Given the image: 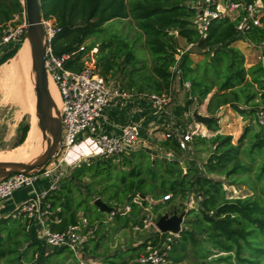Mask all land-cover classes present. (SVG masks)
I'll return each instance as SVG.
<instances>
[{
  "label": "trees",
  "instance_id": "obj_1",
  "mask_svg": "<svg viewBox=\"0 0 264 264\" xmlns=\"http://www.w3.org/2000/svg\"><path fill=\"white\" fill-rule=\"evenodd\" d=\"M196 1L41 0V8L44 20H54L56 27L60 29L53 39V50L57 55L70 53L92 38H100L111 21L132 18L145 36V45L152 54L154 65L149 70L146 67L138 68L139 60L133 52L135 48L128 39L121 36L102 39L97 62L105 76L115 78L117 73L124 75L130 93L137 96L162 95L169 92L175 79L171 68L176 63V55L182 49L178 37L184 39L187 44L197 45L200 53L205 55L203 60L195 62L189 51L181 56L179 62L181 84L183 86L185 82H190L191 89L186 105L177 109L178 116H183L197 101L202 105L212 94L207 106L211 116L223 107L230 106L244 118H254L257 121L256 114L260 106L257 100L259 97L264 98V45L261 48L263 60L246 68L245 55L234 43L243 40L256 46L264 44V17L261 19V27L252 28L244 37H238L237 21L229 18L214 20L207 39L201 40L200 32L194 23L197 12L192 4ZM243 1L251 4L257 0ZM261 1L264 4V0ZM23 11V0H0V33L16 15L22 16ZM22 46L23 44L5 48L0 58V66L17 56ZM94 46L96 44L92 43L88 49ZM80 58L81 55L77 56V61ZM189 96L196 97L197 100L189 99ZM206 127L209 131L218 132L219 119L212 120ZM30 129L29 123L20 124V137L16 147L26 141ZM244 138L245 135L234 144L231 135L218 133L211 138L195 137L198 147L210 144L212 151L202 166L195 160L185 163V174L182 160L168 157L161 159L147 153L146 149L138 150L141 152L125 158L124 165L128 170L118 171L116 181L119 178L120 182L105 187L99 198L108 197L110 205L118 206H124L128 201L134 212L138 206L133 203V199L137 195L144 199L143 205L148 206L147 197L158 201L171 194L172 198L168 201L171 202L175 199L185 201L191 193L199 194L203 197L199 211L203 214V221L207 223V227H203V233L207 235L206 241L210 245V250L208 249V253L201 259H208L218 250L226 255L220 256L216 261L233 264L235 259L236 264H264V200L261 197L264 195V187L261 188L262 195L256 194V184L250 178L252 167L243 160ZM255 138L249 149L250 154L255 150L264 149L262 130ZM161 145L167 152H174L175 158L180 159L181 150L175 140L167 139ZM92 169L95 170L93 177L102 174L104 176L108 171V177L104 178L109 180L114 167L112 160H97L90 165L84 163L68 178V182L61 184L58 190L49 195L47 202L50 204L49 225L52 230L64 231L79 223L78 213L87 201H78L79 197L73 196L72 187L77 186L76 181L80 182L83 176L89 174L87 170ZM259 169L255 177L261 180L264 179V163ZM212 175L224 177L229 181V186L248 188L254 195L228 198V192L224 188L225 181L216 180ZM210 212L213 214L210 215ZM161 216L162 214L158 218ZM129 221L130 219L127 224ZM18 223V220L12 217L0 222V264H38L36 255L43 253L45 247L32 236L27 239V225L24 224L20 231ZM135 223L143 227L142 222ZM180 236L181 242L173 244L172 252L176 244L182 245L190 240L196 246L199 242L193 230L187 229ZM165 238L166 236L157 233L145 243L134 247L133 251L141 253V250H144V253L148 246H156ZM5 241L9 245L8 248L4 247ZM98 248L99 246L96 247ZM178 254L174 258L175 263H181L187 257L181 256L179 248ZM9 256L14 257L5 262ZM136 259L137 256H134L130 262L133 263ZM130 262L118 263L110 257L105 264H131ZM195 264H200V259H197Z\"/></svg>",
  "mask_w": 264,
  "mask_h": 264
},
{
  "label": "built area",
  "instance_id": "obj_2",
  "mask_svg": "<svg viewBox=\"0 0 264 264\" xmlns=\"http://www.w3.org/2000/svg\"><path fill=\"white\" fill-rule=\"evenodd\" d=\"M23 4L22 16L16 15L11 22L4 26L0 33V58L5 48L16 47L26 41L29 24L24 0ZM192 7L197 12L194 23L200 32L201 40L207 39L210 25L214 20L229 18L234 22L237 21L238 37H244L252 28L261 27V19L264 17V4L261 0L251 4L243 0H197L192 4ZM43 23L47 37L46 67L49 78L56 84L61 98L60 111L63 134L59 152L62 151L65 155L59 165L52 168L46 166L40 173L16 174L1 181L0 200L10 197L18 189L34 188L35 183L41 178L50 180V185L46 191L36 192V196L32 200L18 207L17 215L34 221L35 225L39 227L38 240L41 243L52 248L70 249L78 259H83L82 250L86 242L85 232L88 229V220L83 218L77 225H71L64 231H54L49 225V215L51 213L47 198L52 192L61 187V182L65 176L64 172L59 170L61 164L66 162L65 158L68 156H72L75 162H80L91 158H115L129 151H137L142 142L139 129L133 124H125L121 128L119 136L105 134L101 130V124L106 113L115 100L123 97H144L163 111L171 109L175 104L174 85L181 79V71L178 67L181 56L197 45L187 44V48L179 50L176 55V63L171 68L175 79L168 93L137 96L126 91L118 78L105 76L102 73L97 62L98 46L88 49L89 45L85 42L70 53L57 55L53 50V39L60 29L56 27L54 20H44ZM247 43L257 50H261L264 45L256 46L252 42ZM79 55H81V58L77 61ZM259 59L260 61L263 60V54L259 56ZM183 88L188 95L191 83L185 82ZM189 99L197 100L196 97L192 96H189ZM194 110H191V107L187 109L183 113V118L188 121L165 135L166 140H175L180 150L184 152L191 150L195 137L209 136L202 129L204 125L194 119ZM256 115V122L262 130L264 140V108H260ZM70 165H72V161ZM171 198L172 195L168 194L162 200L168 202ZM196 198L198 205H200L203 197L198 195ZM143 200L142 197L137 195L133 202L143 207ZM112 207L115 209L110 213L111 218L122 212L120 206L114 204ZM212 214L213 212H210V215ZM141 221L145 229L154 228L160 236H166V238L156 246L152 244L148 246L146 251L138 256L134 262L173 264L170 253L173 244L180 236L170 232H160L155 226L157 218L153 214H148ZM135 228L137 230L141 229L139 225ZM81 264L88 263L81 260Z\"/></svg>",
  "mask_w": 264,
  "mask_h": 264
},
{
  "label": "rangeland",
  "instance_id": "obj_3",
  "mask_svg": "<svg viewBox=\"0 0 264 264\" xmlns=\"http://www.w3.org/2000/svg\"><path fill=\"white\" fill-rule=\"evenodd\" d=\"M113 36H121L124 37L126 39H128L133 47L135 48L133 50V52L135 53V56L137 58V60H139V64L137 65L138 68L140 67H146V69H150L153 65H154V60L152 58V54L149 52V50L147 49L146 45H145V36L144 34L137 28L135 21L132 18H127V19H122V20H114L109 22L106 27H105V31L103 32V34L100 35V38H92L90 40H88L86 43L88 45L90 44H96V46H98V48H100L101 46V42L102 39L108 40L109 38L113 37ZM178 42H179V46L181 48H187V43L184 39L178 37ZM246 43V42H245ZM24 45V44H23ZM23 47V46H22ZM243 51L245 52V66L246 68H250L251 66L257 64V62L260 61L259 59V53L256 55L255 54V50H257L256 48L253 47H247L246 45H243L242 47ZM261 51V50H260ZM192 54V58L195 62H200L201 60H203L205 58V55H202L200 53V51L198 50L197 47H194L191 51ZM16 57V56H15ZM14 57V58H15ZM99 57V56H98ZM98 57H97V61H98ZM9 62V61H8ZM7 62V63H8ZM5 63V64H7ZM4 64V65H5ZM99 64V62H98ZM2 65V66H4ZM0 66V68L2 67ZM31 66V79H30V91H29V95L30 97H32L34 99V101L36 100V95H35V84H36V77L35 75L32 73V65L30 63ZM100 68V67H99ZM101 69V68H100ZM118 78V81L121 83H123V87L126 91L131 92L128 88H127V80H125L124 75H122L121 73H117L116 75ZM179 86L177 84L176 88L179 89ZM182 89V88H181ZM181 93H183V89L180 90ZM11 94L7 91L5 83L2 82L0 84V155L2 153L5 154V156H9V157H5L8 161L13 158L14 156L19 155L21 152H23V146L24 144H22L21 146H17V142L19 140L20 137V133H19V129H20V124L21 123H29L31 125V121H32V117L31 115L24 111L20 106V103L16 100L15 96H10ZM182 95V94H181ZM211 96H209L210 98ZM36 102V101H35ZM257 103L260 105L258 107V109L260 108H264V98L259 97V99L257 100ZM209 102L208 99L204 101V103L201 105L197 102H195L192 106H191V110H196L198 109L199 112L201 114L204 115H209L211 116L208 111H207V106H208ZM228 107V108H227ZM212 117H216L217 119H219V126H220V130L218 132H212L209 131L206 126L204 125V127H202V129L204 130L205 133H209V138H211L212 136H215L216 134H224V135H231L233 136V143L237 144L238 140L245 135V138L243 140V160L244 162L248 163L251 165L252 167V172L250 173V178H252L256 184L257 187V192L256 194L262 195L261 194V188L264 187V179L258 180L255 176L257 173H259L260 171V166L264 163V149L262 151H253L252 154H250L249 149L252 146V144L255 142L256 138V134L260 133V129L257 125L256 120L253 119H248V118H244L243 116H241L239 113L235 112L233 109L229 108V106L223 107L222 109L219 110V112H217V114H215ZM188 120H186L184 118V123H186ZM183 123V124H184ZM251 128L249 131H246L247 129ZM44 136V135H43ZM156 138L159 139H163L161 134H156L155 135ZM48 137V134H47ZM47 137L44 136V140L45 143H47ZM149 139H151V137H149ZM193 143H195V147H196V154L197 157L196 159H198L199 161L197 163H199V166L203 165V161L205 159L208 160V157L211 154V146L210 144H208L207 146H197L195 139L193 141ZM148 147L149 149H151L152 151H156L159 153V157H162L163 155H166V149L162 146L159 145L158 143L154 142V141H149L148 143L142 144L141 145V149L145 150L146 147ZM138 148V146H137ZM136 148V150H137ZM22 151H21V150ZM138 149V150H141ZM20 150V151H19ZM129 151L128 153H124L121 156L115 157V158H109V159H103V158H91V159H86L84 161H77L75 162L72 159V165H70L68 162H64L61 164L60 169L62 170L65 174L61 184H64L66 182H68V178H70L72 176V174H74V172L80 168V166H82L84 163L87 165L93 164V162L99 160V161H110L112 160V164H113V171H112V175L111 178L109 180H106L105 178L108 177V171L105 173V175H99L97 177H93L92 175L94 174L95 170H87V175L83 176L81 181H76V185L73 189V196L76 198H78V201H87L83 204V206L81 207V210L78 213V216H81L83 218H87L88 220V224L89 222H92V224L97 223L98 221L102 222V227L103 229H107L108 236L105 239V236L101 237L100 240V244H101V248L103 247L104 252H107V258L111 257L110 255V251H112L113 249H111L110 247L113 246L114 242H117L118 244L121 243V240L119 237H117L115 239V237L113 236L114 233L112 231L111 226H109V224L104 223L103 220L107 221L109 215L108 214H103L102 212H100L98 210V208L93 204V202L95 201L96 198H99V194L101 191H103V189L107 186H109L110 184L113 185L115 182H120V179L118 178L116 181V178L119 175V172H123L124 170H128V167H126L125 164V158L131 157L134 153H138L141 151ZM8 153V154H7ZM64 152L60 151L58 152V154L51 160V162L48 164V166H50V168L57 166L60 164L61 160H63L64 158ZM168 156V155H167ZM172 156V155H171ZM180 160L185 161L186 163H188L191 159L189 158H194V154H190L187 152H181L180 155ZM3 159V162L7 161L6 159ZM182 161V162H183ZM53 163V164H52ZM184 163V162H183ZM47 166V167H48ZM185 169H183V173L185 174ZM119 171V172H118ZM105 177V178H104ZM212 177H214L216 180H223L225 181V187L227 192H228V198H243V197H247V196H253V191L249 190L248 188L245 187H234V186H229V181L225 180L224 177H217L216 175H212ZM112 188V187H111ZM116 190V189H115ZM114 193V191L112 192V194ZM264 200V195L261 196ZM103 200L109 204V200L108 197L103 198ZM178 200H173L171 202V204H165L161 207V214L162 213H172V208L177 204ZM113 203V202H112ZM200 208V207H199ZM17 214V213H16ZM187 226L190 227L193 231L196 232V236L199 239L198 244L195 246L192 244V242L189 240L187 242H185L182 245H178L176 244L174 247L173 252L171 251L170 253V259L172 260L173 264H195L197 259H200V264H229L227 262L224 261H216L220 256H225L226 254L224 253H220L218 250H215L214 253L212 255H210V257H208V259H201L204 257V255H206L208 253V249L210 250V245L207 243L206 241V237L207 235L205 233H203V227H207V223L205 221H203V214L201 211H199V209L196 207L191 210V212L187 215ZM142 229V228H141ZM136 232V235H140V236H130V237H126V242L124 244V246H128L126 247L125 251H121L119 253L118 258L119 259H123V260H130L132 257L137 256L140 251H133V243L140 241V239L145 238L146 233H143L141 231H134ZM144 236V237H142ZM20 237V236H19ZM23 237V236H22ZM20 237V238H22ZM181 237V236H180ZM180 237L177 238L176 243L181 242ZM27 239H30V236L26 237ZM105 239V240H104ZM127 241H129V243H127ZM91 242H89L87 245L84 244L83 246V252H87V254L89 255H100V257L102 258L103 261H105L106 257H105V253H103L102 249L98 250L96 249V251H94V248L97 247V245H99V243L95 245L94 248H92L91 250ZM122 245L119 244L118 248ZM4 247L8 248L9 245L7 244V242L5 241L4 243ZM185 247V248H183ZM178 248H179V252L184 256H187L186 259L181 262V263H175L174 262V258L179 255L178 254ZM53 250V252L56 251V248H51ZM100 252H98V251ZM102 251V253H101ZM144 250H141V252H143ZM100 253V254H99ZM97 255V256H98ZM31 256V255H30ZM14 256H9L5 262L9 259H12ZM33 257V256H31ZM81 260L84 261L83 259H78L77 256L75 255L74 252H72L70 249L67 248H63V251L59 252V253H55L50 259H49V263L50 264H81ZM36 262L38 263L39 260L38 258L36 259ZM130 262V261H129ZM236 260L233 259V264H236ZM24 263H26V258L24 259ZM131 263V262H130Z\"/></svg>",
  "mask_w": 264,
  "mask_h": 264
},
{
  "label": "crops",
  "instance_id": "obj_4",
  "mask_svg": "<svg viewBox=\"0 0 264 264\" xmlns=\"http://www.w3.org/2000/svg\"><path fill=\"white\" fill-rule=\"evenodd\" d=\"M243 45L250 47L248 43L247 42L245 43L243 40H238L234 43L235 47L239 48L243 53H245L242 49ZM258 53L261 55L262 51L255 50V54L257 55ZM177 84L180 85L179 89L176 88ZM174 86H175V90H174L175 104L168 111H163L157 108L150 100L144 97L142 98L140 97L118 98L117 100H115L114 104L108 110V112L105 115L104 120L102 121V124H101L102 132L108 135L119 136L121 134V128L125 124H133L135 127L139 129V132L141 135L142 142L139 146V149L142 148L141 147L142 144L146 145L148 143V140L154 141L158 143L159 145H161L166 140L165 135L167 134V132L173 130L176 127H181L184 123V118L183 116H178L177 109L179 107H184L186 105L187 93L185 89L183 88L180 80L177 81ZM181 88L183 89V93L180 92V90H182ZM210 96H212V94ZM209 99L210 98L208 97V102H209ZM229 108L231 107L229 106ZM259 129L261 130L260 127ZM156 134H161L163 139L156 138L155 136ZM210 136H208L207 138H209ZM149 137H151V139H149ZM194 144L195 143L191 145V150L188 151L187 153L194 154L195 157L189 158V159L195 160L196 162H198L199 160L196 159L197 154H196V147ZM147 148L148 147H146L145 149ZM166 155L171 157V155L174 156L175 153L172 151L166 152ZM160 158L162 159V157ZM206 161L207 159L203 161V164ZM183 162L186 163L185 161ZM185 173H186V169H185ZM49 185H50V180L41 178L35 183L34 188L25 187V188L18 189L10 197L4 200H0V222L3 219L12 217L15 220H18L20 231L22 229V226L26 224L29 236H32L34 240L39 241L38 240L39 227L35 225L33 220L25 218L24 216H19L16 213H17L18 207H20L27 201L32 200L36 196V192L40 193V192L46 191ZM198 195L199 194L191 193L185 201H181L180 199H175L178 201H176L177 204L172 208V210L177 209L179 212L185 211L187 214H189L191 210H193L195 207L196 209L197 208L199 209L200 205H198L196 201L197 200L196 197ZM151 199L153 198L151 197L146 198L148 202V206L143 205V207H141L137 204L138 207L136 208L134 212L132 211L131 206L128 205V201H126L124 206H120V208H122L123 213L121 212L120 214H118L117 216H114L113 218H111L110 214H108L109 217L107 221L103 220L104 223H107L109 224V226H111L112 231L114 233L113 236L115 237V239L119 237L121 240L122 245L118 248V245L121 243L118 244L117 242H114L113 246L110 247L113 250L109 252L112 259L117 261L118 263L121 261H128V260L119 259L118 256H119L120 250L125 251L126 247H128V246L126 247L124 246L126 242V237L140 236L138 234L136 235V232L134 231H141L143 233H146L145 238H142L140 239V241L134 242L132 244L134 247H137L141 243H145L147 240L153 238L157 234L154 228L145 229L144 227L141 226L142 229L137 230L135 228L137 226L135 222H140L141 224L142 222L141 220H143L148 214H153L155 218H158V216L161 214L160 212L161 207L165 204H171V202L173 201L172 200L171 202H164L162 199L158 201L153 199L154 201H152ZM164 214L165 213H162V215ZM78 218H79V221L83 219V217L81 216H78ZM128 219H130V221L127 224ZM101 223L102 222L100 221L94 224H92V222H89L88 229L85 232L86 233V242H85L86 244L85 245H87L89 242L92 241L91 250L92 248L95 247L96 243L97 244L99 243V245H97L99 246L98 250L99 249L101 250L103 248V247L102 248L100 247L101 246L100 240H103L101 239V237L105 236V239H106L108 236L107 232L109 231H107V229H103ZM187 229L192 230L188 226H187ZM2 236H4V234ZM20 236H23V235H20ZM127 243H129V241H127ZM41 244L44 245L45 251L41 254L36 255L39 260L38 264H50L49 259L56 252H59V251L61 252L62 249L56 248V251L53 252V250L51 249L52 247L46 246L44 243H41ZM25 246H26V243L23 244V248H25ZM94 251H96V247L94 248ZM102 251L103 253H105V257H106L105 261H106L108 259L107 252H104V251H107V250H104L103 248ZM141 254L142 252L137 255V258ZM97 255L92 256L90 254L88 255L87 252L82 253L83 259L88 264H105V261L102 260L100 255L98 256Z\"/></svg>",
  "mask_w": 264,
  "mask_h": 264
},
{
  "label": "water",
  "instance_id": "obj_5",
  "mask_svg": "<svg viewBox=\"0 0 264 264\" xmlns=\"http://www.w3.org/2000/svg\"><path fill=\"white\" fill-rule=\"evenodd\" d=\"M26 5V14L28 19V30L26 40H29L32 56V73L36 77L35 95H36V113L38 118L39 129L45 137L47 133L52 134V139L47 150L34 162L26 164L22 162H0V182L16 174H33L40 173L51 160L58 154L60 144L62 142L63 125L60 108L51 95L49 88V75L46 67V48L47 37L44 27V18L41 8V0H24ZM26 42V41H25ZM194 119L207 126L209 122L216 117L204 115L198 109L193 112ZM161 143V142H160ZM147 153L155 157H159V153L146 149ZM170 159H176L174 156L163 155ZM183 168L185 163L182 162ZM93 204L98 210L105 214H110L114 211V207L106 203L102 198H96ZM187 213L179 212L174 209L172 214L165 213L157 219L156 228L162 233H174L181 235L187 230ZM133 264H142L134 262Z\"/></svg>",
  "mask_w": 264,
  "mask_h": 264
},
{
  "label": "bare ground",
  "instance_id": "obj_6",
  "mask_svg": "<svg viewBox=\"0 0 264 264\" xmlns=\"http://www.w3.org/2000/svg\"><path fill=\"white\" fill-rule=\"evenodd\" d=\"M30 63L32 65L31 47L29 40H26L19 54L0 68V84L2 82L5 83L7 91L12 96L16 97V100L21 105L20 107L32 117L30 132L28 133L26 141L23 143V152L14 156L9 161L5 158L7 155L5 156V154L2 153L0 155V162H3L5 158L7 160L5 162L32 163L47 150L52 139V134L47 133V143H45L43 133L38 125L36 100L34 101L29 95V91L31 90L30 76L32 75ZM49 88L53 99L60 108L61 98L59 90L52 79H49ZM65 161L71 163L72 156L65 158Z\"/></svg>",
  "mask_w": 264,
  "mask_h": 264
}]
</instances>
